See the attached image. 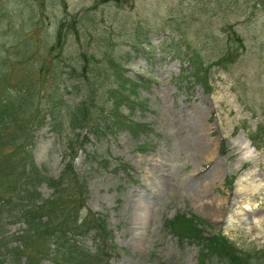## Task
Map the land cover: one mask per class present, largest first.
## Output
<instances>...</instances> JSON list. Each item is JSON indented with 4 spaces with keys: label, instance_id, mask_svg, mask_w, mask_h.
Returning <instances> with one entry per match:
<instances>
[{
    "label": "rangeland",
    "instance_id": "1",
    "mask_svg": "<svg viewBox=\"0 0 264 264\" xmlns=\"http://www.w3.org/2000/svg\"><path fill=\"white\" fill-rule=\"evenodd\" d=\"M138 37L146 55L133 52ZM176 46L185 53H174ZM187 51L208 67V86L195 81ZM119 54L125 69L118 77L139 84L137 93L126 92L136 100L132 118L150 125L146 133L118 129L100 139L85 125L76 132L89 141L72 159L69 128L33 127L38 167L59 177L73 160L87 176L84 211L106 214L117 246L109 263L219 264L202 260L196 243L167 227L179 212L212 224L240 248L264 247V147L249 138L264 146V0H0V65L11 84L41 85V106L54 87L41 66L55 65L60 80L62 71L107 65ZM184 67L191 71L181 79ZM114 88L97 103L99 114L116 99ZM77 93L71 102L80 101ZM121 109L129 114L127 104ZM40 189L45 197L53 191ZM83 242L95 248L90 238Z\"/></svg>",
    "mask_w": 264,
    "mask_h": 264
},
{
    "label": "trees",
    "instance_id": "2",
    "mask_svg": "<svg viewBox=\"0 0 264 264\" xmlns=\"http://www.w3.org/2000/svg\"><path fill=\"white\" fill-rule=\"evenodd\" d=\"M61 34L62 31L59 37ZM144 40L140 37L133 40L132 46L136 54L149 52L142 47ZM179 51L181 54V50ZM115 58H111L103 66L91 65L89 62L83 63L81 70L74 66L62 71L67 77L60 80H55V65L41 66V74L49 77L51 73L54 80V87L46 94V106L39 105L38 99L36 100L37 95L39 97L41 94V85L34 87L27 83L28 80L22 85L11 84L6 73L7 65L2 61L0 264H40L45 259L54 264H110V251H115L117 246L113 241L108 218L99 211H84L89 193L87 176L80 172L73 160L66 163L59 177L47 174L35 164L32 148L33 127L46 123L58 134H62L67 128L74 134L70 145L68 144L72 150L69 154L72 159L77 153L75 147L78 144L83 147L89 141L86 134L82 138V133L76 132L77 128L82 129L85 125L89 132L100 139L118 129L130 131L134 135L147 131L148 123L132 118L136 100L131 101L126 92L129 90L137 93L139 84L118 77L121 70L125 69V59L120 54ZM191 59L194 68L191 73L195 76V81L209 84L208 67H204L195 53L191 55ZM221 62L218 61L217 64ZM186 71L191 70L183 68V77ZM113 76L116 79L110 81ZM112 86L116 87L112 91L116 99L111 105L103 107L99 114L97 103ZM11 89H15V92ZM61 89L64 93L60 92ZM75 91L81 97L79 102H71L67 97L76 93ZM77 94L73 96H78ZM122 103L129 106V114L122 112ZM35 109L37 110L34 112ZM250 138L258 148L262 147L257 138ZM43 184L53 189L50 197L43 196L40 191ZM9 223H21L25 226L21 228V232L9 234L6 228ZM166 224L181 241L187 239L200 245L202 259L214 257L220 264H264V248L253 244L248 248H240L227 235L195 215L178 214ZM89 238L93 240L95 248L83 242Z\"/></svg>",
    "mask_w": 264,
    "mask_h": 264
},
{
    "label": "bare ground",
    "instance_id": "3",
    "mask_svg": "<svg viewBox=\"0 0 264 264\" xmlns=\"http://www.w3.org/2000/svg\"><path fill=\"white\" fill-rule=\"evenodd\" d=\"M191 129H192V128H191ZM200 144H201V145H200L199 147H201V149H203L204 147H203V145H202V143H201V142H200ZM237 223H238V222H237Z\"/></svg>",
    "mask_w": 264,
    "mask_h": 264
}]
</instances>
